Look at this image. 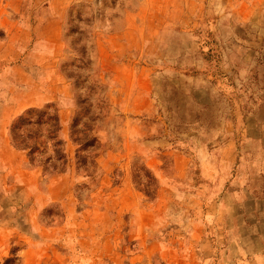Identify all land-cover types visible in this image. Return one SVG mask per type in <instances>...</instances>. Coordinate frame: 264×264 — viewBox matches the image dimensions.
Returning a JSON list of instances; mask_svg holds the SVG:
<instances>
[{"label": "rangeland", "instance_id": "1", "mask_svg": "<svg viewBox=\"0 0 264 264\" xmlns=\"http://www.w3.org/2000/svg\"><path fill=\"white\" fill-rule=\"evenodd\" d=\"M81 47L94 177L43 174L9 126L53 104L68 139ZM0 264H264V0H0Z\"/></svg>", "mask_w": 264, "mask_h": 264}, {"label": "trees", "instance_id": "2", "mask_svg": "<svg viewBox=\"0 0 264 264\" xmlns=\"http://www.w3.org/2000/svg\"><path fill=\"white\" fill-rule=\"evenodd\" d=\"M75 43L70 44L74 46ZM81 63L83 73H66L68 80H74L77 90L76 108L68 125V139L62 138V124L59 109L48 104L42 108H29L17 116L9 126V137L12 147L22 152L30 167L40 169L43 174L61 175L71 167L77 176L93 178L96 170V159L101 148V142L96 135L101 126V116L95 114L93 105L88 99L79 96V86L86 90L96 91V84L90 86L88 79L91 74H86L91 68L92 61L85 48L81 47ZM84 75V76H83ZM95 94V93H94ZM100 107L98 106L97 109ZM74 147L72 156L67 146ZM135 176L138 190L145 196H150L154 190L155 179L149 175L146 180ZM12 257L14 253H11ZM15 258L8 259L11 263Z\"/></svg>", "mask_w": 264, "mask_h": 264}, {"label": "crops", "instance_id": "3", "mask_svg": "<svg viewBox=\"0 0 264 264\" xmlns=\"http://www.w3.org/2000/svg\"><path fill=\"white\" fill-rule=\"evenodd\" d=\"M57 42H58V35H57ZM35 54L38 55L37 48H35ZM39 54L41 55V59H42V58H44L45 51L40 49ZM29 56H30V53L28 52L26 54V56L24 57V59H27L28 60V57ZM23 63H25V62H22L20 64L19 63L18 64H14L12 66V69H16V68L21 67L23 65ZM34 64H37V65L42 66V63H39V62H35ZM24 66H25V64H24ZM25 76H26L25 77V79H26L25 80V83H26V86H27L28 90H29V88L34 89V90H31V92H33L32 95L34 96L33 97V101H35L36 103H40V104H48V103L56 102V100L58 99V97L55 96V95H52V94H50V92H48L49 87H48L46 81H43V80L42 81L41 80L36 81L34 79H31V76L29 74H26V73H25ZM39 88L42 89V91H39L38 90ZM27 103L28 102L21 101V102H19L17 104H14L12 106V112H14L13 114H17L20 111H22L23 109L28 108L29 106H33V104H30L29 105ZM17 152H19V151H17Z\"/></svg>", "mask_w": 264, "mask_h": 264}]
</instances>
